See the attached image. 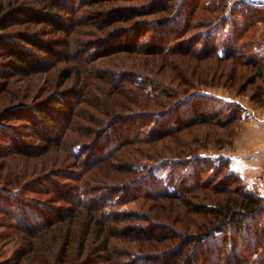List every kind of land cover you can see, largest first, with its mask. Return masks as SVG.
<instances>
[{
    "label": "trees",
    "instance_id": "obj_1",
    "mask_svg": "<svg viewBox=\"0 0 264 264\" xmlns=\"http://www.w3.org/2000/svg\"><path fill=\"white\" fill-rule=\"evenodd\" d=\"M113 1L117 0H80L75 5L74 0H40L44 11L52 15L56 4L60 10L72 12L90 2L92 6L95 4L89 7L90 13L94 15L89 25L101 31L96 39L98 46L87 47L79 37L72 44L68 42L72 32L89 33L87 28H83L87 21L77 18L70 22L67 20L66 25L52 20L53 28L69 31L62 44L56 40L51 42L50 39L40 41L30 31H22L17 35L3 34L9 46L6 45L8 42H2L0 46V58L8 61L5 68L0 64V131L4 132L0 134V155L11 153L15 156L17 153L25 157L28 163L18 159L23 164L20 168L26 167L22 172L13 168L11 161L4 160L0 164V184H4L0 185V210L6 216L0 224L15 228L13 231L11 228L5 230L0 241L7 238L14 240L12 237H18L21 241L11 252L12 264H264V198L247 187L241 192H233L229 182L224 188L221 183L209 185L210 181H202L206 170L207 173L211 170L214 179L236 175L237 172L235 174L233 170H228V160L223 158L220 162H214L208 158L203 161L205 157L197 155L191 146L181 144L176 151L179 155L177 157L187 155L185 157L189 159L179 158L183 161L168 181L159 176L156 169L149 168L146 176L134 182L128 178L123 180L124 176L118 172L123 169L124 172L132 173L136 169L126 170L125 162L121 167L122 161L117 164L110 162L118 156V153L115 154L117 150L126 144L143 137L151 139L172 136L192 123L202 124L210 120L209 111L202 106L193 118L183 122L179 115L174 118L172 115L180 112L178 108L185 100L204 94L202 90L192 92L198 84L209 85L208 76L211 74L205 68L204 71L198 69V60L191 62L194 56L201 61L206 57H216L223 62L229 57L236 61L238 59L236 48L231 45L230 34L218 39L219 25L212 19L206 21L204 16L205 12L220 11L224 5L223 0L222 3L217 0L219 4L207 0H141L129 4L124 11L118 10L117 5L104 4ZM244 5V16H252L245 23L250 26L254 23L253 19L259 20L258 9L263 10L264 3L246 2ZM241 13L232 5L223 16L217 15V18H224L222 30L228 24L226 14L236 27L238 20L240 23L248 21L249 18L241 20L238 17ZM18 18L21 24L34 21L21 16ZM205 24L209 27L206 31L208 40L196 45V37L189 33L191 29ZM7 26L5 24L4 27ZM222 41H227L229 46H223ZM65 44L67 47L63 50L57 47ZM22 45L25 50L20 48ZM81 47H84V51ZM34 50H43L45 53L39 55ZM86 50L88 57L84 54ZM132 54L142 57L134 55L131 58ZM178 55L190 58L177 60ZM109 56H113V61L109 59L105 62L111 68L91 64ZM39 58L44 61L51 59L47 68L37 66L41 63ZM64 61L73 64V68L59 69L56 76H63L61 79L64 83L74 72L75 87L60 85L57 90L54 83L49 81L47 85L40 86L48 97L42 102H24L39 82L36 78L33 80L31 75L40 74L54 63ZM259 67V74H263L264 63H260ZM164 68L171 70L168 76L171 84L169 87L165 86L166 75L159 74ZM144 71L154 73L157 79H144ZM53 99L57 102L51 105ZM137 107L146 109H133ZM90 108L110 119H103L98 124L93 118L97 117L98 121L102 118L95 117ZM121 108L131 109V112L124 114L119 110ZM49 109L51 113L47 111ZM170 118L171 122L168 121ZM13 120H23L24 123L10 122ZM83 121L98 126L86 125ZM142 121L152 129L143 133ZM155 127L157 130L153 131ZM65 134H68L70 140H62ZM3 140L7 144L3 145ZM65 144L75 159V170H72V175L66 176V182L54 180L50 176L39 180L37 186L33 185L32 180L29 183L22 181L35 173L38 164L47 167V157L37 162H28L30 157H43L47 155L50 145L64 149ZM77 156H80V162ZM108 163L116 170L106 168V174L101 175L99 168L104 165L106 167ZM202 165L206 166L205 170ZM51 166L52 163L49 168ZM84 174L90 179L86 180ZM104 176L110 179L105 178L108 182L100 183L103 181L100 178ZM146 177L149 178L148 183ZM91 178L96 180L90 181ZM16 181H19L18 186H15L18 184ZM45 181H51L50 185L57 190L58 196L54 199H39L41 201L36 203L25 194L30 190L33 193H48ZM87 181L90 183L85 189L82 183ZM133 198L144 200L143 206L146 205L147 211L153 212L157 210L160 201L166 200L175 212L152 215L144 212L145 209L127 212L117 208ZM195 199L206 203L204 207L213 213V218L193 223L196 230L186 232L185 227L178 228L173 223L179 222L177 216L184 214L181 209L185 207L188 211L200 213L193 211L194 206L189 204L190 200ZM14 220L18 222L16 227L11 224ZM166 223L168 226L163 227ZM231 231L236 232L235 238H243L244 247L239 253L233 249L227 251L228 246L233 244ZM124 245L137 247L140 251L133 253L131 258L128 249L122 247ZM2 248L3 244L0 251ZM151 250L156 251L150 252L153 256L147 253ZM242 252L247 253V257ZM154 256L160 260L156 258L153 261ZM211 256L208 263L207 259Z\"/></svg>",
    "mask_w": 264,
    "mask_h": 264
},
{
    "label": "rangeland",
    "instance_id": "obj_2",
    "mask_svg": "<svg viewBox=\"0 0 264 264\" xmlns=\"http://www.w3.org/2000/svg\"><path fill=\"white\" fill-rule=\"evenodd\" d=\"M140 1L141 0H117L104 4H113L115 6L117 5L119 8L118 10L124 11L129 4H134ZM210 1H212L211 3L219 4V1L217 0H207V2ZM74 2L75 5H77L80 0H74ZM246 2H256L260 4L264 3V0H223L224 5L221 6L220 11L204 13V16H206V21L212 19L213 22L216 21L219 25L218 39L227 36L228 33L230 34L229 38L230 40H232L231 45H234V47L236 48L235 53L238 56V59L236 61V59L229 57L226 58V61L223 62L216 59V57H206L204 58L205 60L201 61L199 57L194 56L193 59H191V62L195 63L197 62L196 60H198V63L200 64L198 66V69L204 71L205 68L207 69L208 74H211L210 76H208L209 85L205 86V84H198L195 89H192V92L195 93L199 90H202L204 94H199L196 96L197 98H199L198 101H195L197 98H194V96L191 98V100H189L190 102L188 100H185V102L181 104L178 108V111L180 110V112H178V114L177 112H175L172 115V118H174L176 115H179V119L181 120V122H183L185 120H188L189 118H193V116L199 111L200 107L202 106L204 109L207 108V111H209L210 120L202 124L201 122L192 123L182 128L179 132L175 133V135L172 136H164L162 138L154 137L151 139L143 137V139H138L132 143L122 146V148H120L119 151L117 150V152L115 153H118V156L116 158H113V161L111 160L110 162H112V164H117L122 161L120 163L121 167L125 165H123V162H125L126 166H124V168H126V170L127 168L136 169V171H133L132 173H128L126 171L124 172L122 171L123 169H121L118 174L124 176L123 180H126L128 178L130 182L138 181L144 176H146L149 168H153L156 169V172L159 174V176L161 175L163 178H165L166 181H168L173 174H176V171L174 172L175 168L183 161L179 158H185L186 160L189 159L185 157L187 155L180 156L179 158L177 157L179 155L176 151L180 149L181 144H185L186 146H191L192 150L197 155L205 157L203 161L208 158L212 159L214 162H220L223 158L228 160V170H233L234 173L237 172L238 174V176L236 173V175L233 174L231 178H224V176L221 175L222 177H220L219 179H214L211 170L210 172L208 170V173L206 170L205 173L207 174L204 173L202 181H210L209 185H211L212 183H221L220 185L224 188L229 185L231 187L230 189L233 190V192H241L244 187H247L249 189H252L264 198V73L259 74V64L264 63V9H258L260 10L258 14L259 20L253 19L254 23L250 24V26H246L245 23H248L250 21V17H252L251 15L244 16V13L246 11L244 8V4H246ZM71 4L72 3H70L69 6ZM232 5H235L237 9L243 13L239 14L238 16L241 20H244V18L249 19L248 21H242L243 23H240V21L237 19L239 23L236 27L230 21L229 16L226 14L225 20L228 21V24L226 25L225 30L223 31L221 23L223 22L224 18H217V15L223 16L226 10H228V8ZM93 6H95V4ZM93 6L90 2L88 5L81 7L79 6L77 10H74L72 12L71 10H60L56 4L54 9L52 10V13L54 15L48 13L49 15H51L49 16L47 14V11H44L43 5L40 3V0H0V46L2 45V42H8L6 43V45L9 46V41H5V37H3V34L9 33L17 35L19 34V32L22 31H30L34 33L36 36H38L40 41L46 42L50 39L52 40L51 42L56 40L55 42H58V44H62V40H65V38L67 37L66 32L69 31L58 30V27L53 28L52 20H56L60 22V24L66 25L68 21H73V18H77V20H82L83 22L87 21V25L83 26V28H87L89 33H87L86 35L82 34L81 32L79 34H77L78 32H72L71 35H69L68 37V42L72 44V42L74 43L78 41L76 38L79 37L81 40H83L84 44H87V47L98 46L96 39L99 35H101V31L96 26L89 25L91 24L90 22H93L92 20H94V15L90 13L89 9V7ZM19 16H21V18H29L34 21H31V23L29 24H21L18 18ZM99 20L102 21L103 19L99 18ZM5 24L9 26L4 27ZM119 24H124V22ZM208 29L209 27L207 24L200 25L199 27L191 29V32L189 34L193 33V37H196V40L198 42L196 43V45H200L208 40L206 36V31ZM79 30L81 29L79 28ZM229 30L231 31L228 32ZM13 40H15L17 43L19 42V40L17 39ZM222 42H224L223 46H229V43L227 41ZM57 47H60L63 50L67 47V45H57ZM20 48L24 50L26 49L23 45ZM81 49L83 50L84 47H81ZM97 50H95V53H97ZM34 52L39 55H44L45 53L43 50H34ZM84 54L86 56L88 55L87 50L84 52ZM93 54L94 53H92V55ZM134 55L138 57L140 56L138 54H132L130 55V57L132 58L134 57ZM176 57L179 58L177 60L190 58V56H187L185 58L182 55H178ZM109 59L113 61V56L102 58L100 60L94 61L91 64L111 68L112 66L105 62V60ZM40 60L41 58H39V61ZM50 61L51 59L46 61L41 60V63H38L37 66L41 68H47L46 66H48L47 64ZM0 64L1 67L5 68L8 64V61L0 58ZM64 68H73V64H70L69 62L65 61L60 64L54 63V65H52L47 70L44 69L45 71L40 72V74L31 75V78L33 80L34 78H36L39 80V82L35 90H33V92L31 93L30 97L28 99H25L24 102L28 100H30L29 102H42L46 97H48L46 96L44 88L42 89L40 86L47 85L49 81H52L54 83L55 89H57L60 85L75 87L74 72L72 73V76L70 78L65 80L64 83H62L63 79H61V77L63 76L59 77V74L58 76H56L58 73L57 70L60 69V71H62ZM162 70L163 71L159 74H164V76L166 75L165 77L163 76L164 81L168 82V76L170 75L171 70L168 68H164ZM142 77L144 79L147 78V80H149L148 78H151L153 80L157 79V76L151 72L144 73ZM45 79H47V81H45ZM160 79H158V82ZM167 82L165 83V86H171L170 82ZM54 102H57L56 99L52 100L51 105ZM191 106L193 108H191ZM52 108L53 107H51V109ZM186 108V111H181L182 109ZM51 109L47 111L50 112L52 111ZM133 109L141 110L146 108L137 107ZM89 110L95 117L98 116L102 118L99 119V121L97 120V117L93 118L95 121L98 122V124L103 119H110L107 115L101 114L99 113V111L93 108H90ZM119 110H121V112H123L124 114H128L127 112H131V109L121 108ZM168 121L171 122L172 119L170 118ZM10 122L16 124L24 123L23 120H13ZM83 123L94 127L98 126L96 123L89 121H83ZM145 123L146 122L143 121L141 122V125L144 126V130L142 131L143 133H146V131L152 129L149 125H144ZM22 128L24 129L23 125ZM139 130L140 129H138V131ZM154 130L156 131L157 127L153 128V131ZM1 133L2 135L4 134V132L0 131V134ZM67 135L68 134H65L62 137V140H65L66 138L69 139ZM81 139L86 140L83 137ZM31 140L38 142L34 138H32ZM2 142H5L3 145L7 144L5 140H3ZM50 146V149H48L49 151L46 153L47 155H44L40 158L30 157L31 159H29L28 161L37 162L38 159L47 157V160L45 161H47L46 164L48 168L46 166L42 167L38 164L35 173L29 175L30 177L28 176L27 179L24 178V180H22L24 183H29V181L32 180L33 185H36L39 183V180L41 181L42 178L46 176H50L54 180H64L66 182V176L72 175V170H75L73 168L74 158L71 155L72 152L69 146L65 144L64 149H56L55 147H53V145ZM13 155L14 154L11 153L6 156L0 155V164L4 163V160L11 161L10 163H12L13 168L17 169V171H25L26 167L21 169L20 166H22L23 164L21 163V161H18V159H22L24 163L25 157L17 153L15 156ZM199 159L200 158H198V160ZM77 160L78 162L81 161L80 156H77ZM203 161L201 160V163H203ZM50 163H52L53 165L51 166V168H49ZM108 164L109 165H107L106 167L104 165L99 168V170L101 171V175L106 174V168L111 169L113 171L116 170L115 168H111L110 163ZM201 167L204 170L206 169V166L204 165H202ZM78 170L80 171V169ZM129 174L132 175L129 177ZM86 176L87 175L85 174L83 175L86 180L90 179ZM110 177L113 178V175H111ZM110 177L104 176L100 178L101 180H103L100 181V183L108 182L105 178L110 179ZM93 180L96 179L91 178L90 181ZM146 181L148 183V177H146ZM50 182L45 181V186L48 188L47 190H49L48 193H33V191L30 190L27 191L25 194L27 196H30L36 203L43 199L46 200L47 198L54 199V197L58 196L56 193L57 190L52 186V184L50 185ZM88 182L89 181L82 183L85 189L88 188V184L90 183ZM125 182L126 181H124V183ZM228 182L229 184L227 185ZM16 183L18 184H16L15 186H18L19 181H16ZM0 185L4 186V184L2 183ZM72 200L73 198H71V201ZM143 202L144 200L141 199H128L126 203H124L123 205H118L117 208L124 209L127 212H137L139 210L143 211V209H145L146 211L144 212L148 214L153 213L152 215H156L161 212L168 214V211H172V213L175 212L174 209H170V207L168 206V201L166 200L160 201L157 210H155L154 212L153 210L147 211L146 205L143 206L142 204ZM145 202L147 201L145 200ZM148 204L149 203L147 202V205ZM189 204H192L194 206V208L192 209L193 211H199L200 213L188 211L186 210V207L185 209H181L183 208L181 207L180 209L183 211L184 214H178L177 218L179 222L176 221V223L173 224L178 228L185 227L186 232H194L197 228L194 227V225L197 223L204 222L205 219L213 218V213H211L207 208L204 207V204L206 203H201L196 199L190 200ZM180 215H183V217H179ZM5 218L6 216L0 210V222L5 220ZM162 221L168 222L166 220ZM140 222L144 223L143 221ZM11 224L16 227V224H18V222L14 220ZM163 225V227L168 226L167 223ZM10 228L12 229V231L15 230L14 227L12 228L0 224V240L3 239L5 230H11ZM235 233V231L230 232L231 236L234 237V239L232 246H228L227 251H232L233 249L234 251L236 250L239 253L240 250L244 247L242 245L244 241L243 238H235ZM11 239L14 240H10L7 238L0 241L2 242L0 243V246L1 244H3V248L0 251V264H12L13 259L11 258V252L14 248L20 245L21 241L18 239V237H12ZM217 243L218 242H216L215 244ZM122 247L128 249L131 258H133V253L140 251L137 247L129 248L125 245ZM150 252L156 251L151 250L147 252L148 254H150L149 256H153L154 254ZM241 254L247 257V253L242 252ZM212 256L210 258L207 257L208 263H210ZM154 257L155 258L152 259L153 261H155L156 258L160 260L159 257Z\"/></svg>",
    "mask_w": 264,
    "mask_h": 264
}]
</instances>
